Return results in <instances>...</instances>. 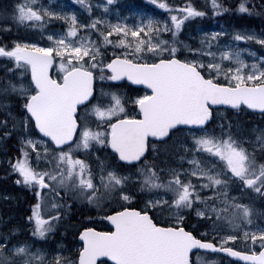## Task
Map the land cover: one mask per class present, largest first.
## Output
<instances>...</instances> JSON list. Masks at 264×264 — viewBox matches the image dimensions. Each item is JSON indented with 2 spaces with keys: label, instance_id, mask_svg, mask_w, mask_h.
Masks as SVG:
<instances>
[{
  "label": "snow or ice",
  "instance_id": "snow-or-ice-1",
  "mask_svg": "<svg viewBox=\"0 0 264 264\" xmlns=\"http://www.w3.org/2000/svg\"><path fill=\"white\" fill-rule=\"evenodd\" d=\"M148 3L156 14L132 22L107 19L114 0L0 9V139L18 138L8 164L36 200L29 239L0 230V264H217L205 257L220 253L264 264V128L227 118L264 115V55L250 46L264 48V30L203 32L193 46L180 36L205 11ZM235 11L264 15V0ZM21 28L32 36L7 38ZM125 80L146 90L127 95L114 83ZM76 205L106 211L111 230L83 227L74 253L44 247Z\"/></svg>",
  "mask_w": 264,
  "mask_h": 264
},
{
  "label": "trees",
  "instance_id": "trees-1",
  "mask_svg": "<svg viewBox=\"0 0 264 264\" xmlns=\"http://www.w3.org/2000/svg\"><path fill=\"white\" fill-rule=\"evenodd\" d=\"M16 2L17 0H0V9L10 10ZM43 2L47 4L46 1H43ZM175 2L182 3L183 0H175ZM239 2L240 0H223V3L229 9V11L214 16L212 12H209V10H207V8L211 9V5L206 7L208 2H204V4H201V3H196L192 0V3L197 8L202 9L207 14L203 17H197L193 19L191 22L187 23L186 27L183 29V34L186 33L187 35H189L191 33H194L195 31L194 28L198 26L200 22H204L208 20L209 21H213V20L222 21L223 19L226 21L227 25L230 27V25L227 22V20L230 18L235 19L234 22L242 21L245 25H248V26H252V24H254L257 29L262 28L264 30V15H256V14L248 15L246 13H240V12L235 11L236 5ZM252 2L256 3L258 6L260 0H252ZM51 4L53 7L57 9L63 8L65 10H68V9L76 10L80 7L79 5L74 4V0H54V1H51ZM115 7L117 10L121 11L123 15H127V13L132 14L136 12H144L149 15L156 14L152 11L154 6L150 5L148 3V0H116ZM94 11L96 12L97 15H99L100 13L99 10L96 9ZM62 23L63 22L61 21L53 20L51 24L48 25V27L53 30H60ZM32 34L33 33L31 31L21 28L18 33L14 32L10 37H7V38L15 39L17 35L21 37H29V36H32ZM0 38H5V37L0 35ZM220 111L221 113H224L227 110H220ZM227 118L231 119L234 123L239 124V126L245 131L246 134L252 133L253 130L264 128V115H261V116L254 115V114L249 113L248 111L227 112ZM0 144L6 145L9 150V154L7 153L5 154L7 159L15 158L19 155L18 149L20 145H19V140L16 136H11V137L2 139L0 141ZM3 149L7 150L6 148H3ZM0 153H3V152H0ZM2 166H3V170H0V183L3 182L5 185L0 184V202H1L0 209L2 211L1 214L4 216V218L3 219L0 218V230L4 229L2 225H6V222L4 220H5V217L7 216L9 218L7 222L8 221L10 222L8 226L9 227L15 226L20 229H23L25 233L23 234L24 235L23 237L25 238L31 234V225L27 223L26 218L29 215H31V206L35 204L36 201L32 194L29 195L30 193L29 188H27L26 186L22 184H20L19 187L16 185L17 183L15 181L17 178V174L12 172V170H10L11 168L8 164V160L7 162L3 163ZM5 195H8V198H10L11 200L8 204L2 201V196L3 198H5ZM84 207L83 208L85 210L86 208L88 210V213H84L86 214V216L88 215L84 219V221H81L82 220L81 218L76 219L75 222L72 223L74 226L71 225L70 227H67L66 231H68V233L72 231V233L68 235V237L63 236L64 235L63 233H66V232H63L61 235L56 237L58 242H61L64 240L68 248L74 247L76 237L75 235H72V234L75 229L79 230L88 224L94 227H97V229H100V226L102 224V221H101L102 211L101 210L95 209L91 206H84ZM4 208H6L7 211L4 210ZM16 208L19 210H17ZM26 208H28L29 211H26ZM256 208L257 210H264V201L258 200L256 203ZM73 212L74 211H72L71 213ZM14 213L19 215L20 219L11 220L10 217L15 215ZM71 213H68L66 215L70 217ZM69 217L68 218L64 217L63 221L60 223L55 233L63 230L62 228H64L69 222L68 220ZM192 223L194 224L196 223L194 218L192 220ZM20 235H19V239L23 240L24 238L20 237Z\"/></svg>",
  "mask_w": 264,
  "mask_h": 264
},
{
  "label": "rangeland",
  "instance_id": "rangeland-1",
  "mask_svg": "<svg viewBox=\"0 0 264 264\" xmlns=\"http://www.w3.org/2000/svg\"><path fill=\"white\" fill-rule=\"evenodd\" d=\"M43 1H46L47 4H48L49 2L54 1V0H43ZM193 1L196 2V3H201V4H204V2H208L206 7L211 5L210 0H193ZM115 5H116V0H114V4L112 6H110V10H109V14L107 16V19L115 21V19L117 18V13H119V16L121 18L128 17L129 22H132V15L131 14L123 15V13L121 11L116 9ZM97 10H99V12H100L99 14H101L103 12V9H97ZM207 10H209V12H212L210 8L209 9L207 8ZM234 20L235 19H232V18L227 20V22L230 25V27L227 25L226 21L223 20V19H222V21H216V20L209 21L208 20V21L200 22L199 25L194 28L195 29L194 33H191L189 35L184 33V34H182L180 36V39L184 40L185 42H187L189 44H192L193 46H196L198 44V41L201 38V34L203 32L222 31V30H227L228 32H232L234 30H240V29H244V28L252 29L253 31H257V32L263 30L262 28L261 29H257L254 24H252V26H248V25H245L242 21H239V22L235 21L234 22ZM231 39H232V37L230 35L219 37V40H220L221 44L228 43ZM233 43H238L239 46L242 47V48L249 46V44H247L246 42H243V41H239V42L233 41ZM250 46L257 52L258 55H264V48H261L260 45L252 43ZM54 71H56V70L54 69ZM119 89L121 91H123L124 93L126 92V88H124V87L119 88ZM1 140L2 139H0V141ZM3 148H6L7 150H5ZM0 152H3V153H0V170H3L2 164L7 162V160H9L5 156L6 153L9 154V150H8L6 145H1L0 144ZM0 184L1 185H5L3 182H1ZM16 185L18 187L20 186V184H16ZM30 194L33 195V192L31 190H30L29 195ZM2 201H5V203L8 204L11 200H10V198H8L6 200L2 196ZM0 206H1V202H0ZM83 207H84L83 205H76V206H74L72 208V210H75V211L70 214V217L65 215V217H67V218L69 217V219H68L69 222L64 228H62L63 230H62L61 233L66 232V234H67L68 233V231H66L67 227H70L71 225L74 226L72 223H74L76 219H80L81 218L82 219L81 221H84V219L88 216V215L86 216V214H84V213H88V210H87V208L85 210L84 209L85 207L84 208ZM82 208L84 209V211H83ZM27 209L28 208H26V211H29ZM4 210L7 211L6 208H4ZM82 211H83V213H82ZM106 214H107L106 211H102V216H104ZM0 215H1V211H0ZM15 218L16 219H20L19 215L17 216V214H15L12 217H10L11 220H16ZM8 219L9 218L6 216L5 220H4L6 222V225L10 224L9 221L7 222ZM81 221H80V223H81ZM2 227L4 228L5 225H2ZM77 231L78 230L75 229L72 235H75ZM71 233H72V231H70L67 235H70ZM23 234H25V233H24V230L22 229L20 237L24 238ZM49 237H52L53 239L49 238ZM49 237H48V240H47V244L43 245L44 247H47L49 249H53V248H57V247H63L66 250V254L73 252L72 248H68L67 245H63L61 242H58L57 239H56V236L50 235ZM29 238H30V235L25 237L23 240L29 239ZM205 259H215V258H205ZM216 262H217V264H221V262H219V261H216Z\"/></svg>",
  "mask_w": 264,
  "mask_h": 264
},
{
  "label": "flooded vegetation",
  "instance_id": "flooded-vegetation-1",
  "mask_svg": "<svg viewBox=\"0 0 264 264\" xmlns=\"http://www.w3.org/2000/svg\"><path fill=\"white\" fill-rule=\"evenodd\" d=\"M114 83H116V84H118V85H121L122 87H125L127 90H128V92L129 91H131L132 93L130 94L131 96H135V95H137V94H142L143 93V90H141V89H138V88H135V87H131V86H129L126 82H114ZM5 199L7 200L8 199V195H5ZM5 202V201H4ZM73 208V207H72ZM72 208L70 209V212L69 213H71L72 211H75V210H72ZM2 212V211H1ZM1 219H3L4 218V216L1 214ZM84 227H93L92 225H86V226H84ZM83 228V227H82ZM82 228L80 229V230H82ZM100 228H102V230L103 231H108V230H111V228H110V226L107 224V222H105L103 219H102V224H101V226H100ZM62 230L60 231V232H57V233H55L56 235H61L62 233ZM64 235L63 236H66L67 234L66 233H63ZM79 236V235H78ZM78 236L76 237V240H75V244H74V247H72V250H74V251H76L77 250V248H79L80 247V243H79V240H78ZM76 246H78V247H76ZM74 253V252H73ZM208 257H212V256H208ZM215 258H217V259H220V260H223L224 262H225V264H231V263H229L228 261V259L227 258H225V257H221V256H216Z\"/></svg>",
  "mask_w": 264,
  "mask_h": 264
},
{
  "label": "water",
  "instance_id": "water-1",
  "mask_svg": "<svg viewBox=\"0 0 264 264\" xmlns=\"http://www.w3.org/2000/svg\"><path fill=\"white\" fill-rule=\"evenodd\" d=\"M53 71V70H52ZM126 81V80H125ZM129 84H131L132 86H135V87H137V88H142V89H145L146 90V86H143V85H135V84H132L131 82H129V81H127ZM222 109H224V108H222ZM249 111H251V112H253V113H259V114H261V112H260V110H252V109H248ZM109 223V222H108ZM79 241H80V237H79ZM81 242V241H80ZM220 254H222V255H225V256H227V257H229L231 260H233V261H235V262H237V263H240V264H245V262H243V261H239L238 260V258H236V257H231V256H229L228 254H226V253H220ZM103 259H108V258H103ZM109 263L111 264V262L109 261Z\"/></svg>",
  "mask_w": 264,
  "mask_h": 264
},
{
  "label": "bare ground",
  "instance_id": "bare-ground-1",
  "mask_svg": "<svg viewBox=\"0 0 264 264\" xmlns=\"http://www.w3.org/2000/svg\"><path fill=\"white\" fill-rule=\"evenodd\" d=\"M129 8V7H128ZM123 11V10H122ZM128 14V13H127ZM261 29V28H260ZM246 111H248L249 113H251V114H254V115H259V116H261L262 114H259V113H253V112H251V111H249L248 109L246 110ZM11 194V193H10ZM15 198V197H14ZM21 198V197H20ZM14 207V206H13ZM23 207V206H22ZM17 209V208H16ZM17 210H19V209H17ZM28 210V209H27ZM11 213V212H10ZM15 214V213H14ZM12 216V215H11ZM18 216V215H17ZM16 219V218H15ZM19 224H21V223H19ZM73 244V243H72Z\"/></svg>",
  "mask_w": 264,
  "mask_h": 264
}]
</instances>
